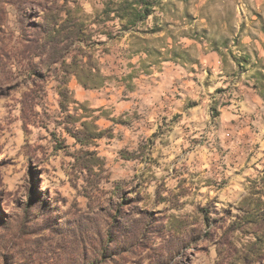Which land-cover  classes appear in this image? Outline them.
Masks as SVG:
<instances>
[{"label":"clouds","instance_id":"9594fccd","mask_svg":"<svg viewBox=\"0 0 264 264\" xmlns=\"http://www.w3.org/2000/svg\"><path fill=\"white\" fill-rule=\"evenodd\" d=\"M0 264H264V0H0Z\"/></svg>","mask_w":264,"mask_h":264}]
</instances>
